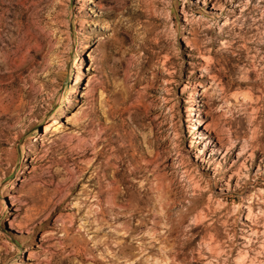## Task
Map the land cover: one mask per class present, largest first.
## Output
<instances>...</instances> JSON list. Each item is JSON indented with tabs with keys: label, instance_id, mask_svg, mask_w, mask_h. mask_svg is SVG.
I'll list each match as a JSON object with an SVG mask.
<instances>
[{
	"label": "rangeland",
	"instance_id": "374dc122",
	"mask_svg": "<svg viewBox=\"0 0 264 264\" xmlns=\"http://www.w3.org/2000/svg\"><path fill=\"white\" fill-rule=\"evenodd\" d=\"M177 261L264 264V0H0V264Z\"/></svg>",
	"mask_w": 264,
	"mask_h": 264
},
{
	"label": "bare ground",
	"instance_id": "6f19581e",
	"mask_svg": "<svg viewBox=\"0 0 264 264\" xmlns=\"http://www.w3.org/2000/svg\"><path fill=\"white\" fill-rule=\"evenodd\" d=\"M197 93H196V91L195 92H193L192 93V97L194 96V95H196ZM200 95V94H199ZM196 115V114H195ZM198 116V115H197ZM199 121H200V119H199ZM215 126H216V123H214V124H210V123H204L203 124V126H202V130L204 131L202 134H203V139L205 140L204 141V144H210V145H212V147H211V152H210V154H219L220 156L222 155V157L223 156H225V154L226 153H229V152H231L237 145L236 144H234L233 142L231 143L230 142V144L229 145H227L226 146V144L224 143V138L222 137V135L220 134V132L219 131H216L215 130ZM190 128H193V125H190ZM218 130V129H217ZM227 141V140H226ZM229 142V141H228ZM226 146V147H225ZM222 147H225L224 148V152L222 151ZM254 148V147H253ZM245 150H247V152H249V154L248 155H253L252 154V141L251 140H246L242 145H241V147H240V149H239V151H238V154L240 155V157H242L243 155H244V152H246ZM237 157H238V155H237ZM239 158V157H238ZM244 161H240V163L239 164H237L235 167H232V173H234V174H238V172H240V168L241 167H239L240 165H242V164H245V163H243ZM247 162V161H246ZM239 165V166H238ZM244 167V166H243ZM242 170V169H241ZM242 174V173H241ZM243 175V174H242ZM222 177H224L225 175L223 174V175H221ZM228 176H230V175H228ZM230 178V177H229ZM225 179V178H224ZM226 180H228V179H225V181H223V184H226L227 183V181ZM158 221V220H157ZM155 222H156V220H155ZM159 222V221H158ZM153 224V223H152ZM154 224H157V222L156 223H154ZM122 225V224H121ZM125 225V224H124ZM158 225H159V223H158ZM123 226V225H122ZM152 226V225H151ZM156 226V225H155ZM118 227H120V226H118ZM124 227V226H123ZM159 227V226H158ZM126 228H128V227H126V225H125V227L123 228V229H125L126 230ZM150 229V228H149ZM152 229V228H151ZM150 229V230H151ZM128 230V229H127ZM125 231V232H121V233H114V235H115V237H116V240H117V246H118V249L120 248V250L122 249L121 248V243H122V241L125 239V237H127V236H129V235H131V232H128V231ZM153 230H155V231H157L158 230V228H157V230L154 228ZM154 231V232H155ZM149 233V232H148ZM152 233V235H153V232H151ZM161 233V232H160ZM167 233V232H166ZM168 234V233H167ZM166 234V235H167ZM151 235V236H152ZM160 235V234H159ZM143 236V235H142ZM141 236V237H142ZM149 236V235H148ZM158 236V235H157ZM156 236V237H157ZM164 236V235H163ZM168 236H170V234H168ZM166 237V236H165ZM164 237V238H165ZM140 238V237H139ZM149 238V237H148ZM154 238V237H153ZM158 239H162V237L161 236H158L157 237ZM167 238V237H166ZM169 238L170 237H168V239L166 240L168 243H170V240H169ZM152 239V238H151ZM153 240V239H152ZM169 240V241H168ZM171 240H173V239H171ZM156 241V240H155ZM161 241V240H160ZM147 242V241H146ZM165 242V241H164ZM174 242V241H173ZM158 243V242H157ZM144 244V243H143ZM149 244H150V242H149ZM164 244V243H163ZM171 244V243H170ZM169 244V247L171 246ZM176 244V243H175ZM141 245V244H140ZM174 245V244H173ZM144 246V245H143ZM148 246V245H147ZM167 246V245H166ZM141 247H142V245H141ZM164 247V246H163ZM147 248V247H146ZM149 248V247H148ZM168 248V247H167ZM166 248V249H167ZM172 248V247H171ZM173 248H176V247H174L173 246ZM141 249V248H140ZM139 249V250H140ZM165 249V248H164ZM144 250V249H143ZM147 250V249H146ZM168 250V249H167ZM167 250H164V251H167ZM173 250V249H172ZM164 251H163V253H164ZM142 252V251H141ZM152 252H155V251H152ZM162 252V251H161ZM170 252V251H169ZM168 252V253H169ZM172 253H173V251H171ZM176 252V251H175ZM182 252V251H181ZM157 254V253H156ZM170 254V253H169ZM168 254V255H169ZM175 254V253H174ZM162 255V254H161ZM166 255V254H165ZM167 255V256H168ZM171 255H173V254H171ZM158 256V255H157ZM166 256V257H167ZM148 257V256H147ZM175 257V256H174ZM156 258V257H155ZM172 258H173V256H172ZM179 258V257H178ZM134 259V258H133ZM136 259V258H135ZM149 259V258H148ZM171 259V258H170ZM169 258H168V260H170ZM177 259V258H176ZM175 259V260H176ZM145 260H147V259H145ZM156 260H157V258H156ZM163 260V259H162ZM174 260V261H175ZM143 261V260H142ZM149 261V260H148ZM154 261H155V259H154ZM158 261V260H157ZM161 261V260H160ZM173 261V262H174ZM182 261H184V260H182ZM151 262V261H150ZM159 262V261H158ZM170 262H172L171 260H170ZM172 262V263H173ZM179 261H177V263H178ZM138 263V262H137ZM154 263V262H153ZM155 263H156V261H155ZM164 263V262H163ZM176 263V262H175ZM136 264V263H135ZM144 264V263H143ZM148 264V263H147ZM162 264V263H161ZM165 264H167V263H165ZM170 264V263H169ZM179 264V263H178Z\"/></svg>",
	"mask_w": 264,
	"mask_h": 264
}]
</instances>
